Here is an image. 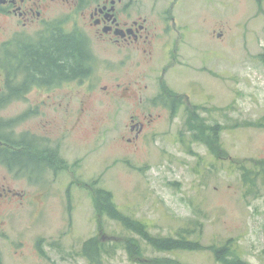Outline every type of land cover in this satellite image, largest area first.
I'll return each mask as SVG.
<instances>
[{
	"label": "rangeland",
	"instance_id": "rangeland-1",
	"mask_svg": "<svg viewBox=\"0 0 264 264\" xmlns=\"http://www.w3.org/2000/svg\"><path fill=\"white\" fill-rule=\"evenodd\" d=\"M144 1L177 19L178 62L167 80L180 107L165 109L160 96L154 106L146 96L120 100L116 50L95 46L91 86L60 89L92 94L74 131L61 111L58 174L30 179L0 164V186L13 192L0 198V264H94L84 252L93 239L105 247L104 264H264V0ZM25 107L0 108L1 121H16L5 136L42 126L44 116L25 118ZM141 109L153 125L129 143ZM98 191L146 233L101 212ZM183 237L193 249L152 242Z\"/></svg>",
	"mask_w": 264,
	"mask_h": 264
},
{
	"label": "flooded vegetation",
	"instance_id": "flooded-vegetation-1",
	"mask_svg": "<svg viewBox=\"0 0 264 264\" xmlns=\"http://www.w3.org/2000/svg\"><path fill=\"white\" fill-rule=\"evenodd\" d=\"M154 10L144 0H0V108L24 102L25 118L44 116L42 126H31L17 138L12 130L7 136L3 134L16 121L0 120V164L11 171L20 169L18 175L30 179L43 178L51 171L58 174L63 164L61 111L65 130L74 131L87 113L92 94L63 96L60 89L65 84L91 86L100 60L95 46L116 50L122 82L113 88L120 100L139 103L146 96L154 106L160 96L166 100L162 104L165 109L180 107L183 97L173 93L167 80L171 67L178 62L172 59V53L179 26L172 11ZM63 36L73 38L80 51L63 73L46 76L42 52L51 51V41ZM34 56L40 58L32 60ZM57 61L60 64L59 55ZM107 94L112 96L113 92ZM46 108L53 115L46 113ZM146 119L143 109L141 115L131 116L134 137L128 139L129 143L152 127L153 120ZM41 130L46 134L41 135ZM9 195H13L12 190L0 186V198Z\"/></svg>",
	"mask_w": 264,
	"mask_h": 264
},
{
	"label": "trees",
	"instance_id": "trees-1",
	"mask_svg": "<svg viewBox=\"0 0 264 264\" xmlns=\"http://www.w3.org/2000/svg\"><path fill=\"white\" fill-rule=\"evenodd\" d=\"M51 43L54 45L51 51H45L44 54L45 60L42 61V68L45 71L46 76H53L56 72L63 73L65 68L71 66L75 59V55L80 51V47L71 37H62L60 40H52ZM57 50V51H56ZM56 51V56L54 55ZM57 55L60 58V64L57 61ZM40 57L34 56L31 59L37 60ZM97 206L101 212L108 213L113 218L118 220H126L125 226L130 230L144 235L146 233V226L144 223L134 220L131 221L128 218H124L118 212L116 205L113 201L111 193L105 191L97 192ZM155 249L159 251H174L175 249H193V242L186 239H164L157 241H152ZM85 257L90 259L94 264H104L102 256L106 253L105 247L103 244L99 243L95 239L90 240L84 245ZM240 264H246L240 262Z\"/></svg>",
	"mask_w": 264,
	"mask_h": 264
},
{
	"label": "water",
	"instance_id": "water-1",
	"mask_svg": "<svg viewBox=\"0 0 264 264\" xmlns=\"http://www.w3.org/2000/svg\"><path fill=\"white\" fill-rule=\"evenodd\" d=\"M219 37H221V35Z\"/></svg>",
	"mask_w": 264,
	"mask_h": 264
}]
</instances>
